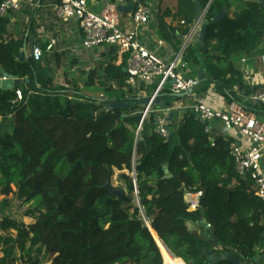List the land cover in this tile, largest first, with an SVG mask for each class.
<instances>
[{
	"label": "trees",
	"instance_id": "trees-1",
	"mask_svg": "<svg viewBox=\"0 0 264 264\" xmlns=\"http://www.w3.org/2000/svg\"><path fill=\"white\" fill-rule=\"evenodd\" d=\"M211 1L160 0L159 36L179 52L199 2L207 11V34L184 53L188 76L204 75L203 91L215 85L229 104L264 118V106L245 103L256 89L246 85L234 61L264 42V4L249 2L231 18L230 0ZM9 25V17H0V68L28 83L0 89V203L7 207L15 198L28 205L26 216L35 223L0 222V264H165L158 239L177 264H236L226 254L241 264H264V205L237 174L232 138L216 136L214 128L207 132L189 110L180 122L173 117L167 140L157 134L158 115L142 122L143 99L125 92L126 64L117 65L115 49L101 54L104 63L85 82L111 99L58 88L33 58L20 59L28 39L7 40ZM18 88L25 99L13 105ZM159 99L156 110L180 100L168 89ZM118 102L128 106L109 107ZM113 190L126 195L118 200ZM198 192L200 208L191 211L185 196Z\"/></svg>",
	"mask_w": 264,
	"mask_h": 264
},
{
	"label": "built area",
	"instance_id": "built-area-1",
	"mask_svg": "<svg viewBox=\"0 0 264 264\" xmlns=\"http://www.w3.org/2000/svg\"><path fill=\"white\" fill-rule=\"evenodd\" d=\"M104 9L101 13L92 11L87 0H51L55 16L63 21H75L82 33V48L98 56L108 49H115L117 65L126 64L127 88L139 92L140 99H150V104L143 112L142 122L151 114L158 115L155 132L164 139L170 137V116L180 108L155 109V102L159 99L163 90L177 97L186 93L187 105L182 109L192 111L197 118L206 125V131L214 127L212 123L219 121L222 124L225 135L233 139L231 144V156L236 165V171L240 178L248 179L251 191L264 205V118L250 114L245 108L233 102L224 110L215 109L200 100L197 89L201 85L200 77L188 76V68L183 63V56L187 47L194 42L201 31L205 17L197 19L186 35L179 52L169 61L164 59L160 52L164 47V40L156 41V45L150 47L142 40L141 29L148 26L151 19L156 16V0H101ZM264 3V0H260ZM24 4L32 9L41 7L38 0H6L0 7V17H9L10 13L22 10ZM119 5H130L131 28L124 30L118 11ZM184 24V23H182ZM57 41L52 40L46 47L47 53H51ZM41 47L33 46L32 57L36 62L42 61L45 55ZM264 62V56L261 58ZM170 84V86H168ZM156 87L149 94V88ZM170 87V88H169ZM238 91V88H235ZM32 92H30L31 94ZM99 100H103L101 95ZM25 95L22 88L16 89V98L12 104L17 105L24 101ZM245 103L253 106H264V87H258L245 99ZM142 101V102H143ZM181 109V110H182ZM171 130V128H170ZM234 133V135H233ZM239 137V138H238ZM214 141V140H212ZM202 192L187 193L185 201L191 211L200 208ZM211 229V225H207Z\"/></svg>",
	"mask_w": 264,
	"mask_h": 264
},
{
	"label": "crops",
	"instance_id": "crops-1",
	"mask_svg": "<svg viewBox=\"0 0 264 264\" xmlns=\"http://www.w3.org/2000/svg\"><path fill=\"white\" fill-rule=\"evenodd\" d=\"M87 1L92 11H95L97 13H101L103 11L104 4L101 0ZM159 1L160 0H156L155 2L157 6L159 4ZM256 1L258 0H230V17L233 18L236 13H239L240 11L245 9L247 3ZM38 2L41 3V7H39L38 9L34 10L30 5L24 4L20 12L10 13L8 15L10 19V25L7 40L21 38H25L26 40L28 39V42L25 43L24 49L22 50L26 53V59H29L30 57L33 58V46L41 47L45 52L48 43H50L52 40H56L57 43L51 53L45 52L44 58L40 62H36L34 60L38 65V71H40L42 75H46L48 66L50 65H52V67L56 66V68L61 72H66L70 69V66L68 67V65H70L69 60L74 61L73 63H77L78 65H85V56L91 52L86 51L82 48V33L78 27V24L75 21L63 22L59 20L55 16L53 7L51 6V0H38ZM119 13L122 28L124 30L131 28V10L126 12L119 11ZM173 25H176V23H174ZM157 30L156 16L151 19L148 26L141 29L142 40L150 47L155 46L156 41L161 39ZM196 41L197 40H194L193 43L197 44ZM181 42L184 43L185 38H182ZM160 54L164 59L171 61L174 58L176 51L172 44H168L167 42H165ZM263 56L264 42L252 55L240 54L234 58L236 68L243 73L246 85L250 86L251 88L256 89L258 87H264V62L261 61V58ZM80 70L81 69H79L78 67H74V69L72 70V72L75 74V78L80 77V79H78V82L76 80L71 83L61 82V84L57 86L56 81L55 85L58 88L60 87L66 90L69 89L71 92L81 94L88 98H96V96L94 95L96 88L87 86H84V88L82 87L83 84L80 82L83 80V77H87V74L90 72V70L88 69L86 71V75ZM23 80L25 81L26 79ZM27 83L28 81H26L23 85H26ZM76 90L78 91L76 92ZM197 92L200 96V100L203 103L215 109L224 110L232 104H229L225 96L217 91L215 85H211V87L207 91H203V87L202 85H200V87L197 89ZM32 95L33 93H29V97H31ZM71 98L73 97L70 96V99ZM186 105V98H182L179 101H174L173 107L180 108L173 114V117L177 122H180L182 120L183 113L181 112V109ZM248 113L254 114L253 112ZM9 119L11 121V118ZM177 124L178 123H175L174 126H177ZM7 125L8 130L11 131L12 124L9 122ZM212 126L214 127V129H216V136H218V134H226L224 132L222 124L219 121H214L212 123Z\"/></svg>",
	"mask_w": 264,
	"mask_h": 264
},
{
	"label": "rangeland",
	"instance_id": "rangeland-1",
	"mask_svg": "<svg viewBox=\"0 0 264 264\" xmlns=\"http://www.w3.org/2000/svg\"><path fill=\"white\" fill-rule=\"evenodd\" d=\"M198 38H199V36L194 40H198ZM87 55L85 56V58H86V64L85 65H78L77 63L76 64L73 63L74 61L69 60L70 65H68V67L70 66V69L67 70L66 72H61V71H59V69L56 68V66L52 67V65H50V66H48V70H47L46 74L54 77L55 82L57 81V86L60 85L61 82L62 83L63 82L71 83L74 80H76L78 82V79H80V77L75 78V74L72 72L74 67H76V68L78 67L79 69H81L80 71L85 74L88 69L93 70L94 68H98L101 65V63H104L103 60H105V59H102L101 57L98 58L99 54H94L93 52H91ZM82 79L83 80L80 82L83 84L82 87H84L85 82H86V77H83ZM168 86H170V84H168ZM79 88H80V86H79ZM95 88H96V90L94 92V95L96 96V98L102 99L101 95H104V98L111 99V98H109L110 96H107L105 94V92L103 90H101L99 87L96 86ZM84 91H86V90H84ZM181 112L184 113L185 111L181 110ZM233 135H234V133H233ZM115 183L116 182H114V185H116ZM2 199L3 198H1V200ZM28 207H29L28 205H23L19 200L15 199V198H11L10 205L7 207L3 206V204L0 203V222L5 218H11V219H16L18 221H23L26 225L34 224L35 221L26 216V212L28 210ZM148 226L150 227L149 222H148ZM0 234H2V233L0 232ZM155 237L158 238L157 235H155ZM158 245H159V248H161L160 250L164 251L165 248L163 247V244L161 243V241L159 239H158ZM261 251H263V250H261Z\"/></svg>",
	"mask_w": 264,
	"mask_h": 264
},
{
	"label": "water",
	"instance_id": "water-1",
	"mask_svg": "<svg viewBox=\"0 0 264 264\" xmlns=\"http://www.w3.org/2000/svg\"><path fill=\"white\" fill-rule=\"evenodd\" d=\"M195 1H197V0H195ZM129 10H132V6H130V5L129 6H123V5L118 6V11H120V12H126V11H129ZM206 12L207 11H202V7H201L200 3L197 2L196 3V18L202 20L205 17ZM224 15H225V13H222V14L218 15L214 19V22L217 23V22L221 21L223 19ZM206 34H207V24L203 23L202 26H201V31H200V34H199V38H198V40L196 42L204 43L205 39H206ZM20 59L21 60H25L26 59V53L24 51H22L20 53ZM124 71L126 72V69H124ZM0 76H1L0 77V89H2V90H12L15 87L22 86L26 81H28V80L24 81L23 79L10 77L2 68H0ZM200 78L202 80L204 78V75L201 74ZM186 96H187V94L184 93V94L178 95L177 98L178 99H182V98H185ZM162 103H163V101L161 99H158L155 102V104H162ZM142 104L147 107L150 104V99H145L142 102ZM127 106H128L127 103H122V102L112 103L111 105H109V107L111 109H113V110L123 109V108H126ZM166 107H167V105L163 104V108H166ZM139 115L141 117H143L144 113H139ZM173 116L174 115L172 113L171 116H170V120H173ZM140 130H141V128H140ZM140 130H139V132H140ZM167 130L170 131V127H167ZM138 137H139V133H138L137 138ZM135 160H136V157H135ZM134 165H135V162H134ZM165 174H166V176H165L166 179H169V178L172 177V175L170 174V172H169V170L167 168L165 169ZM133 177H134V184L136 185V172H135V170H134V173H133ZM113 194L118 198V200H122L123 197L126 195V192L122 191V190H113ZM200 203H201V200H200ZM138 205L141 208L142 213L144 214L139 198H138ZM144 218H145V216H144ZM145 221L148 224V221L146 220V218H145ZM202 223H205V221H202ZM214 254H215V252L211 251V253H210V255L212 256L211 259L214 258L213 257ZM227 257H228V260L234 261L236 264H241L239 260H236L233 257L228 256V254L224 255V258H227Z\"/></svg>",
	"mask_w": 264,
	"mask_h": 264
},
{
	"label": "bare ground",
	"instance_id": "bare-ground-1",
	"mask_svg": "<svg viewBox=\"0 0 264 264\" xmlns=\"http://www.w3.org/2000/svg\"><path fill=\"white\" fill-rule=\"evenodd\" d=\"M163 255L165 259V264H177V261L175 260L174 256L166 249H164Z\"/></svg>",
	"mask_w": 264,
	"mask_h": 264
}]
</instances>
